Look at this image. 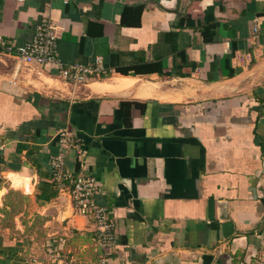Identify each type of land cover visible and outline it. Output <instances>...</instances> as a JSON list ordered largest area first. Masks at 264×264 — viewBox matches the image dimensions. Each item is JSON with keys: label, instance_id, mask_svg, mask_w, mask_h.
I'll use <instances>...</instances> for the list:
<instances>
[{"label": "crops", "instance_id": "obj_1", "mask_svg": "<svg viewBox=\"0 0 264 264\" xmlns=\"http://www.w3.org/2000/svg\"><path fill=\"white\" fill-rule=\"evenodd\" d=\"M43 18L62 63L108 69L72 89L0 47V264H264V0H0L11 44ZM53 156L100 182L107 253Z\"/></svg>", "mask_w": 264, "mask_h": 264}, {"label": "built area", "instance_id": "obj_2", "mask_svg": "<svg viewBox=\"0 0 264 264\" xmlns=\"http://www.w3.org/2000/svg\"><path fill=\"white\" fill-rule=\"evenodd\" d=\"M258 29L256 28L255 31ZM57 33L56 28L49 20L43 18L36 26V30L32 39L23 45H14L9 41H4L0 36V47L2 51L12 54L22 61L32 64L39 63L41 65H55L58 68V76L63 84L71 83L72 89L80 84L87 82L98 72L107 71V67L100 58H96L94 64L81 63H62L57 55ZM60 136L64 146L76 148L77 152H81L79 144L67 130H61ZM53 178L58 182L60 187L66 183L70 185V196L73 207L76 211L83 215L91 217L96 232V243L100 250L108 252L115 243L116 220L111 216L110 210L95 201V195L101 192L100 182L91 174L81 171L73 175L64 170L61 156H53L50 161ZM53 264H63L59 249H51ZM105 257H103L104 264ZM66 264V263H65Z\"/></svg>", "mask_w": 264, "mask_h": 264}, {"label": "rangeland", "instance_id": "obj_3", "mask_svg": "<svg viewBox=\"0 0 264 264\" xmlns=\"http://www.w3.org/2000/svg\"><path fill=\"white\" fill-rule=\"evenodd\" d=\"M5 217H3L4 219ZM41 223V222H40ZM40 223L38 222L37 219L33 220V226L31 227L35 232L37 233H44L41 232L40 229L38 228V226H40ZM76 251V250H75ZM49 252H47L48 254ZM61 258L63 259V264H96L92 261H90L89 256L88 255H78L76 252L74 251H67L65 250L63 253H61ZM33 264H53V257H52V253L50 251L48 257L46 259L43 260V262L41 261H37ZM99 264V263H98ZM100 264H102V261L100 260Z\"/></svg>", "mask_w": 264, "mask_h": 264}, {"label": "bare ground", "instance_id": "obj_4", "mask_svg": "<svg viewBox=\"0 0 264 264\" xmlns=\"http://www.w3.org/2000/svg\"><path fill=\"white\" fill-rule=\"evenodd\" d=\"M126 81H127L126 79H122V80H121L122 84L125 83ZM125 84H126V83H125ZM93 87H94L95 89H103V90H105V89H111V88H112L111 85H98V84H93ZM9 176L12 177L13 185H15V186H20V185L22 184V181H23L22 178L18 177L17 175H14V174H12V173H10ZM1 194H2V193H0V195H1Z\"/></svg>", "mask_w": 264, "mask_h": 264}]
</instances>
